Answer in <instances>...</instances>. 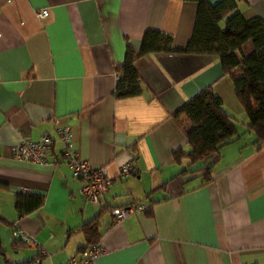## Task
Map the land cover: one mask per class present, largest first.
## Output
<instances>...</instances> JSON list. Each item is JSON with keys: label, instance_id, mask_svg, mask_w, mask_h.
Returning a JSON list of instances; mask_svg holds the SVG:
<instances>
[{"label": "crops", "instance_id": "1", "mask_svg": "<svg viewBox=\"0 0 264 264\" xmlns=\"http://www.w3.org/2000/svg\"><path fill=\"white\" fill-rule=\"evenodd\" d=\"M235 4L244 18L264 21V0ZM42 9L44 19L36 16ZM195 11L186 0H0V264H26L33 255L66 264L86 244L79 227L102 209V251L93 264H264V143L252 145L218 58L147 53L133 61L140 93L112 95L126 44L138 49L144 31L156 30L183 48ZM250 50L244 43L242 53ZM207 85L240 136L180 173L186 162L173 163L172 152L189 150L190 124L171 114ZM56 118L71 128L79 157L112 178L97 205L62 158ZM44 134L55 140L48 164L13 157V145ZM125 160L133 172L118 177ZM209 165L208 180L188 171ZM31 194L42 204L20 214L16 196L28 204ZM141 203L140 214L116 220L110 213ZM16 228L38 245L21 242Z\"/></svg>", "mask_w": 264, "mask_h": 264}, {"label": "trees", "instance_id": "2", "mask_svg": "<svg viewBox=\"0 0 264 264\" xmlns=\"http://www.w3.org/2000/svg\"><path fill=\"white\" fill-rule=\"evenodd\" d=\"M186 1L194 2L196 11L185 46L175 48L169 35L156 30H145L138 49L126 44L123 61L114 66L116 81L112 95L119 99L140 93L141 82L133 61L147 53L214 55L219 60L222 72L231 79L234 96L246 118V131L254 136L252 145L259 149L264 143V21L257 16L244 18L236 10L235 0H218L214 3L206 0ZM246 42H250L251 50L243 54L242 46ZM179 115H183L190 124L184 130L189 150L183 152L176 149L172 152L173 163L179 165L186 162L180 173H185L203 158L216 156L220 147L240 136L236 132V118L224 110L211 85L198 90L171 114L173 118ZM188 171H199L203 179L208 180L211 166ZM28 200L29 203L24 204L23 195L16 196L15 208L20 214L32 211L42 204V198L38 194L29 195ZM102 210L79 227L86 239V244L80 250L99 241L98 223Z\"/></svg>", "mask_w": 264, "mask_h": 264}, {"label": "built area", "instance_id": "3", "mask_svg": "<svg viewBox=\"0 0 264 264\" xmlns=\"http://www.w3.org/2000/svg\"><path fill=\"white\" fill-rule=\"evenodd\" d=\"M47 9H42L36 12V16L44 19L48 16ZM55 133L57 139L62 144L61 155L66 164L71 169L72 176L81 181V193L85 199L92 205L99 204V197L106 191L112 181L108 176L103 166H92L87 161L81 159L76 150L72 148V132L71 128L62 124L59 119L54 120ZM54 138L49 134L42 135L38 140L22 139L18 144L11 147L12 155L15 159L35 163L48 164L47 157L54 146ZM133 172L130 160H125L118 164V177H125ZM146 210L144 203L138 204L136 207H119L110 211L111 215L119 220L125 216L136 213L140 214ZM21 242L30 246L38 244L34 238L26 234L22 229L16 228L13 233ZM102 248L99 242L89 245L79 251L77 256H74L66 264H93V261L99 256ZM44 253V252H43ZM26 264H41L40 255H33Z\"/></svg>", "mask_w": 264, "mask_h": 264}]
</instances>
